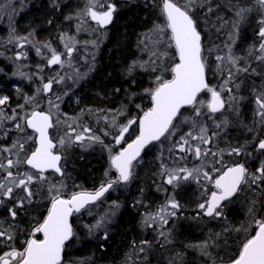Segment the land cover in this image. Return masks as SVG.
<instances>
[{
  "label": "snow or ice",
  "instance_id": "obj_1",
  "mask_svg": "<svg viewBox=\"0 0 264 264\" xmlns=\"http://www.w3.org/2000/svg\"><path fill=\"white\" fill-rule=\"evenodd\" d=\"M19 2L22 10L24 0ZM148 3L155 4V0H146V6ZM51 7L59 11L58 0H51ZM157 7L163 23L153 24L137 44L148 53V59L133 60L125 70V75L132 77L129 89L125 90L126 102L115 109H81L76 118L61 113L60 106L64 97L72 93V86L86 80L95 70V55L91 62L86 61L87 72H81L72 62L80 50L78 45L97 48L100 38L81 41L68 31H59L55 39L62 45L60 50L52 40L37 39L35 28L24 35L18 34L14 26L11 28L8 43L18 49L14 60H27L26 49L31 48L44 63L37 64L31 75L21 70L27 65L18 66L13 73L36 83L32 95L16 87L23 103L12 108L11 97L0 96V210L4 213L0 215V264H69L65 249L78 238L73 217L91 215L92 208L103 202L106 194L131 185L144 155L152 147L160 149L156 157L160 161L157 175L162 178L153 183L157 191L168 195L155 212L141 213L142 226L156 235L154 240H131L132 252L126 254L125 264L133 254L140 264H147L154 244L166 248L173 243L172 225L184 209L177 199L178 190L188 184L200 189L191 219L220 221L222 231L186 247L198 250L207 264H264V0H255L253 7L229 4L235 13L231 21L219 14L221 5L213 0H160ZM19 10L11 0L0 3V11H10L9 20ZM117 11L112 0H88L83 9L64 19L76 21L77 33L99 32L102 36V30L113 23ZM252 11L258 13L255 41L248 46L246 55L239 56L234 47L240 38L241 24ZM47 23L52 25L53 21ZM202 24L217 33L228 28L227 42L222 47L207 44ZM65 67L72 72L62 74L57 70ZM45 69L54 74L45 76ZM137 72L151 79V86L141 92L131 90ZM209 75L218 77L220 82L211 84ZM253 76L259 77L261 83L256 86L253 82L251 88L254 123L251 127L245 125L251 138L235 144L226 141L225 147H219L232 125L227 113L239 117V105L245 99L240 95L241 85ZM67 81H72V85ZM58 85L66 87L57 91ZM113 92L120 93L121 89L115 88ZM202 94H207L208 99H203ZM142 97L148 98L150 106L135 102ZM131 105L136 115H129ZM61 115L65 117L63 121ZM84 115L104 122L100 132L103 137L111 136V144H106L93 127L83 122ZM120 117L125 122H120ZM62 123L64 134L55 138L51 130ZM184 125L187 130L181 131ZM97 144L108 153L109 170L104 172V179L94 190L75 185L78 190L66 192L65 180L71 179L67 171L71 150L88 151ZM165 152L168 156L183 154L177 159L192 157L199 163L192 167H169L164 162ZM225 156L232 159L225 160ZM52 174L60 180L53 182ZM139 191L142 197L144 189ZM247 193L253 194L246 205L247 220L234 227L226 210ZM122 207L119 200L111 201L108 211L94 223L84 225L88 235L107 242ZM130 207L148 206L142 198H136ZM25 221L27 228L22 227ZM234 232L243 234L236 251L230 256L225 251L221 256L215 250H226ZM99 247L103 250L104 244ZM169 264H183V254L177 252Z\"/></svg>",
  "mask_w": 264,
  "mask_h": 264
},
{
  "label": "trees",
  "instance_id": "obj_2",
  "mask_svg": "<svg viewBox=\"0 0 264 264\" xmlns=\"http://www.w3.org/2000/svg\"><path fill=\"white\" fill-rule=\"evenodd\" d=\"M14 2L16 3L15 7L19 10L21 8L20 2L17 1L19 2L18 4L16 0H14ZM83 2V0H58L60 10L56 11L51 7V0H24L22 10H19L18 14H14L12 20H5V17L9 19L8 16L11 14L10 11H0V17H2L0 18V44L4 46L3 48L7 50V52L12 50V48L9 47L14 44H9L8 39L10 30L14 26L16 32L20 35H24L35 28L37 39L52 40L54 43L53 45L57 46L59 41L56 40L55 37L59 31H68L73 35L75 34L76 21H66L64 17L78 12ZM113 2L115 3L116 1ZM180 2L184 3L185 0H180ZM0 3L6 4L3 0H0ZM213 3L221 5L222 10H220L219 14L229 21L234 19L235 16L234 10L228 7L229 4L247 7L255 6V0H213ZM139 6L140 8L132 6V8H127L126 11H121L119 13V21L121 24H116V26L113 27L112 34L109 35L106 46L101 52L100 62L95 67V70L91 72V79L93 78L91 85L93 86L84 92V97L86 96L87 100L83 103L81 102L77 106L70 107L65 100L61 103L60 109L63 113H66L67 116L72 118L75 116L76 118L80 116L81 109L85 108L115 109L118 108L122 102H126L125 90L129 89V80H131L132 77H127L125 75V70L130 62L135 60L134 55L137 53L135 49V45H137V34L152 26V19H148L144 14V8H142L141 5ZM257 18L258 13L252 11L248 13L247 20L241 24L240 38L234 47V52L237 55H246L248 46L254 43ZM48 20H52L53 24L49 25L47 23ZM213 20H215V17H213ZM202 29L205 31L207 44H216L222 47L223 43L228 40V28H224L217 33L214 29L209 31L208 27L202 24ZM78 37L76 38L78 39ZM113 45L114 48L112 51H110L111 49H107L108 46ZM32 59L33 57L31 60ZM23 71L31 75L36 71V67L34 68L30 65ZM135 80L136 83L131 86V90L133 91L141 92L142 87L145 88L149 85V82H147V80L149 81V77L145 74L137 72L135 74ZM20 81H24V83ZM219 82L218 77L211 75V84L216 85ZM253 82L256 86H259L261 83L259 77L253 76L245 79L240 89V95L245 97V100L240 103L242 107V118H245L244 122L249 127L254 123L253 110L255 105L251 93ZM0 86H4L3 92L11 97V107L15 108L17 103H23V100L19 98V94L15 91L16 87L21 88L24 93L32 95L36 83L30 82L23 77H21L20 80L19 78L10 79L9 77L8 79H3V77H0ZM115 88H120L121 92L114 93L113 89ZM130 108L133 110L134 105H131ZM188 114L189 113L185 112V115ZM82 119L84 123L89 122V125L93 127L97 133L100 132L101 128L105 127L104 123L102 121L98 122L95 116L84 115ZM231 121L232 125L228 128L227 135L236 137L237 140H242V138H244V141L251 138L250 133L244 130L241 132L239 130V118ZM207 123L209 127L212 128L211 121ZM186 130L187 125L182 126L181 131ZM4 142L7 143L8 141ZM167 147L168 144L166 143L165 148ZM73 150L77 151H74L75 153L72 154L71 157H73V161L76 160V163L80 165V168L74 175L77 180L76 183L87 190H94L104 179V171L100 166H97L96 163H85L80 159V156H84L83 160H85L87 151H82L80 148H74ZM148 152L144 156L148 155ZM178 155L182 154L172 155L175 156L178 166L187 165L188 167H192L199 163L196 160L190 163L181 162L177 159ZM231 159L232 158L225 156V160ZM252 165L254 167L253 163ZM156 168L159 170V165L156 166ZM157 173L154 174L152 178L149 177L148 179L150 188L147 208L144 207L140 210H136V208L130 207L131 203L129 202L128 196L126 198L120 196L119 199H114L119 200L123 207L120 209L119 215L116 217V221L111 227L110 239L107 242L89 236L84 225L94 223L96 218L109 210L111 203L105 205L103 209L102 207L97 209V206L102 202L98 203L93 207L95 210L97 209V214L91 218H88L87 214L75 216L74 227L78 233V241L75 240L70 243V248L65 252L66 261H68L69 264H71V262H77V264H125L126 254L132 252L129 246L131 240H136L137 242L141 239L154 240L156 235L155 232L152 229L144 228L141 224V213L155 212L167 198L168 193L157 191L153 183L154 181L160 182L162 179ZM195 186V184H190L188 187H185L184 190H178L177 199L184 205V209L182 210L181 218L176 220L174 225H172L173 243L166 248H161L159 245L154 244L153 249L148 253L147 264H169V260L172 259L177 252L183 254V264L207 263L206 258L202 257L198 250L193 247H186V245L199 244L208 239L212 233L222 231V222L209 220L208 218H203L199 221L192 219L193 222L189 221L191 217L195 215L196 204L200 199V189L195 188ZM165 187L169 188V192L172 191L169 186ZM245 195H247V199L244 198ZM252 195V193L242 194L241 198L231 204L226 210L232 226L239 227L247 220L248 214L246 205L248 200L252 198ZM193 200H196L195 205H193ZM81 228H84L82 229L84 233L80 230ZM242 238V233L234 232L229 240L227 249L222 251L220 248H217L215 251H218L221 256H224L226 251L230 256L236 251L239 240ZM102 243L104 244L103 250L99 247ZM76 244L78 245L75 246ZM167 250L170 251L168 253L169 258L165 260L162 258L161 253ZM128 264H140L135 254L132 255V260L129 261Z\"/></svg>",
  "mask_w": 264,
  "mask_h": 264
},
{
  "label": "rangeland",
  "instance_id": "obj_3",
  "mask_svg": "<svg viewBox=\"0 0 264 264\" xmlns=\"http://www.w3.org/2000/svg\"><path fill=\"white\" fill-rule=\"evenodd\" d=\"M3 1H4V3L6 2V4L9 2V0H3ZM17 1H19V0H16V2ZM83 1L84 2L82 3V6L79 9V11L81 9H83L88 2V0H83ZM113 1H116L115 3L117 5L118 11L115 13L113 23L111 25H109L106 30H102L104 32V35L101 36V34L99 32L93 33L90 31L79 32L77 35L76 29L74 31V33H75L74 35H76V37L79 36L78 40H81V41H83V40H94V39H97L98 37L100 38V43H99V46L97 48H93L91 45H88L87 47L83 46L82 44L78 45V48L80 50H79L78 54H76V58L73 60L72 63H73V66L76 68H79L81 72H87L88 71V64L86 63V61L91 62L93 54L95 55V67L100 62L101 52L103 51V48L106 46L107 39H108L109 35L112 34L113 27H115L116 24H121L119 21V13L121 11H126L127 8H132V6H134L135 8H140L139 5H141V7L144 8V14L148 17V19H150V20L152 19V26H153V24H162L163 23V17L160 15L159 7H157V5H159V3H160V0H155V4L148 3L147 6H146V0H112V2ZM11 2L15 6L16 3L14 2V0H11ZM18 3L19 2H17V4ZM155 19H157V20H155ZM5 20H9V19H7L5 17ZM152 26L150 28H152ZM92 27H95V25L93 24ZM150 28L148 27L145 30L141 31V33L137 34L138 37L136 39V44H138L139 38L143 34L147 33ZM3 47L4 46L0 44V77H3V79H8L10 77V79L19 78V80H20L21 79L20 76L13 75V73L17 71L18 66L27 65L26 67H21V70L23 71L24 69L28 68L30 65H32L35 68L37 64H43L44 63V61L40 57L36 56L35 51L31 48L26 49V51L28 52V59L27 60L15 61L14 60V54L16 51H18V49L15 47V45L9 47V48H12V50L9 52H7V50H5ZM55 47L59 48L60 50H63L62 45H60L59 42H58V45ZM113 48H114V45L107 47V49H111L110 51H112ZM137 48H138L137 45H135V49L137 51V53L134 55L135 60H147L148 59V53L142 52L139 48L138 49ZM32 57H33V59L31 60ZM57 70L61 71L62 74L65 72L70 74L72 72V69L67 68V67H65L64 69H57ZM50 74H54L53 71L51 69H45L44 75L48 76ZM91 74L92 73H90L88 75L86 80H82V81H80L79 84L73 85L72 86V89H73L72 93H70L69 96L64 97L63 101L64 100L67 101L69 107L70 106H77L81 102L83 103L85 100H87L86 96L84 97V92L93 86V85H91L92 79H93V78L91 79ZM150 80H151L150 78H149V81L147 80V82H149V85H147V87L150 86ZM20 82L24 83V81H20ZM67 84L72 85V81H67ZM65 87H66V85H58V86H56V90L62 91ZM142 89H143V87H142ZM3 91H4V86H0V96L6 95ZM202 98L207 100L208 99L207 94H204L202 96ZM41 103L43 104L44 101H41ZM136 103H140L144 107L150 106L149 100L147 97H142V98L136 99ZM239 110H240L239 117L233 115L232 113H227L228 118L230 120H234V119L239 118V121H240L239 130L241 132H243V130L247 131V129L245 127L246 124L244 122L245 118H242V107H241V105H239ZM60 112L63 113L61 111V109H60ZM129 115H136L134 108L129 113ZM73 118H75V116ZM60 119H61V121H63L65 119V117L63 115H61ZM119 119H120V122H125L124 117H120ZM86 123L89 124V122H86ZM63 134H64L63 123L61 125H59L57 128H54L52 130V135L55 138H59ZM97 134L102 136V132H99ZM227 134H226L225 138L220 141L219 147H225L226 141H232L233 144H235L238 141L239 142L244 141V138H242V140H239V139L237 140L236 137H230ZM102 138L104 139L106 144L112 143L111 136H108V137L102 136ZM94 148H96V149H94ZM74 151H77V150L72 149L71 153L74 154L75 153ZM159 152H160V149L158 147H152L151 151L148 152V155L144 156L143 163L137 168L136 179L132 182V184L129 185L127 188L118 187L116 190L111 191L108 194H106V197L104 198L103 202L97 206V209H99L101 207H102V209L105 208V205H107L108 203H111L110 201H114V199H116V198L119 199L120 196H123L125 198L128 196L130 203H132L133 200L136 198H142L144 200V203L147 205V203H148L147 200H148V196H149V188H150L148 185V181H149L148 179H149V177L152 178L153 175L156 174L158 171V168H156V166L159 165L160 161H158L156 159V157L159 155ZM173 155H175V154H173ZM165 157H166V159L164 162L169 167H177L178 166L176 164L175 156H168L167 152H165ZM194 160L195 159H193L192 157H189L187 160H180V161L184 162V163H190V162H194ZM82 161L85 163H89V162L92 164L96 163V165L100 166L104 172L109 170L108 153L103 148V146H101L99 144L93 145V147L87 151V156H86L85 160H82ZM252 163H253L252 161H249V164H252ZM79 168H80V165H78L76 163V160L73 161V157H71V160L67 165V171L70 174L71 179L65 180V183L67 185V188L65 190L66 192L78 190L75 187V185H80V184L76 183L77 180L75 179L74 175H75L76 171H78ZM149 171H150V174H149ZM51 179L53 182H57L60 180V177H58L55 174H52ZM189 185L190 184L182 186L180 191L182 189L184 190L185 187H188ZM141 188L144 189L142 197H141V194L139 191ZM195 188H199V187L196 185ZM195 202H196V200L195 201L193 200V205H195ZM142 208H144V207L136 208V210H140ZM97 209L95 210L94 208H92V214L87 215V217L91 218L94 215H96ZM83 217H84V215H83ZM189 221L193 222L192 219H190ZM82 229H84V228L80 229L83 232ZM76 240L78 241V238ZM77 245L78 244H76L75 246H77ZM165 252L162 251L161 256H162V258H164L166 260L167 258H169L168 253L170 251L167 250ZM205 264H207V263H205Z\"/></svg>",
  "mask_w": 264,
  "mask_h": 264
},
{
  "label": "flooded vegetation",
  "instance_id": "obj_4",
  "mask_svg": "<svg viewBox=\"0 0 264 264\" xmlns=\"http://www.w3.org/2000/svg\"><path fill=\"white\" fill-rule=\"evenodd\" d=\"M6 29V28H5ZM4 213H3V211L2 210H0V215H3ZM30 219V218H29ZM22 227L23 228H27L28 227V223H27V221H25L23 224H22ZM21 239H23V237H21ZM70 245L71 244H69V246L68 247H66V250L68 251V249L70 248Z\"/></svg>",
  "mask_w": 264,
  "mask_h": 264
}]
</instances>
